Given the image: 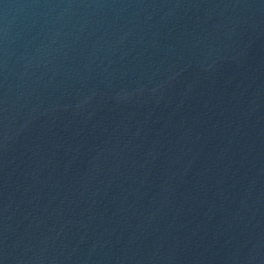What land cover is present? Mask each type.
I'll return each mask as SVG.
<instances>
[{
    "label": "water",
    "instance_id": "obj_1",
    "mask_svg": "<svg viewBox=\"0 0 264 264\" xmlns=\"http://www.w3.org/2000/svg\"><path fill=\"white\" fill-rule=\"evenodd\" d=\"M0 264H264V0H0Z\"/></svg>",
    "mask_w": 264,
    "mask_h": 264
}]
</instances>
